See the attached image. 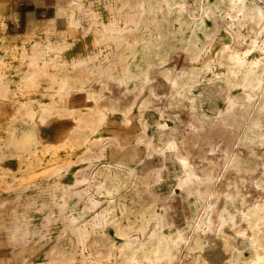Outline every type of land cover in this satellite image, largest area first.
Segmentation results:
<instances>
[{"label":"rangeland","instance_id":"1","mask_svg":"<svg viewBox=\"0 0 264 264\" xmlns=\"http://www.w3.org/2000/svg\"><path fill=\"white\" fill-rule=\"evenodd\" d=\"M145 15L0 0V264H264V20Z\"/></svg>","mask_w":264,"mask_h":264},{"label":"bare ground","instance_id":"2","mask_svg":"<svg viewBox=\"0 0 264 264\" xmlns=\"http://www.w3.org/2000/svg\"><path fill=\"white\" fill-rule=\"evenodd\" d=\"M147 2V15L142 18L143 20H151L152 22V32H156V39L153 40L151 37V40L148 42L147 46L144 44V40L146 37L143 35L139 39L133 37H127L126 42L133 43V45L130 47L132 50V58H135L136 56H140L141 59H144L147 55L149 50H152V53L155 51L159 52L160 47L164 44V36L162 31V27L164 26L165 22H167L170 18L175 17L174 21L178 23V29H181L183 25H186L191 28L199 27L200 25L204 24L207 19H211L216 9H220L221 7H224V15L228 18L227 24L229 27L232 25L239 26L246 23H257L262 20H264V9L263 7H260L255 3L254 0H143V2ZM117 7V6H116ZM69 18H72V14H69ZM248 25V24H247ZM135 26H137V23L135 22ZM129 27V26H128ZM241 28V26L239 27ZM132 29V28H131ZM140 29V28H139ZM234 29V28H233ZM232 30V29H231ZM231 32V31H230ZM234 34H236V31H234ZM238 35V34H237ZM154 36V35H153ZM127 45V44H126ZM129 48V49H130ZM137 50L139 52L137 53ZM99 53V52H98ZM122 53V52H121ZM124 54V53H123ZM126 54V53H125ZM100 55V54H99ZM124 56V55H123ZM127 56V55H126ZM126 60V59H125ZM85 61V60H84ZM129 61V60H128ZM126 62L123 67L124 76H126L127 73H132L129 67L130 62ZM132 64V63H130ZM135 64V63H133ZM85 65V63H84ZM136 67H140L141 65L135 64ZM143 66V65H142ZM87 68V67H86ZM113 70V68H112ZM140 71H138V74L143 76V79L146 80L149 76V72L147 71L146 67H140ZM89 69H86L84 73H80L78 77L79 81V88L82 86L84 87L85 82V76L88 74ZM136 71V70H135ZM103 72V71H102ZM106 73V72H105ZM99 74V72H98ZM112 74V73H111ZM104 75V74H103ZM94 76V75H93ZM88 77V75H87ZM100 77V76H99ZM120 77V78H122ZM127 77V76H126ZM129 77V75H128ZM142 78V77H141ZM100 79V78H99ZM130 79V78H128ZM96 80V79H95ZM117 80V79H115ZM121 80V79H120ZM65 81V80H64ZM90 81V80H89ZM104 81V80H103ZM118 81V80H117ZM143 81V80H142ZM119 82V81H118ZM126 82V81H125ZM177 82V81H176ZM246 82L250 84L251 86H255L257 83L253 79L246 78ZM87 83V82H86ZM101 83V82H100ZM113 83V82H112ZM99 84V83H98ZM124 84V83H123ZM78 85V84H77ZM180 85V81L176 83V86ZM65 86V85H64ZM104 86V85H103ZM121 86V85H120ZM125 86V85H124ZM66 87V86H65ZM105 87V86H104ZM106 88V87H105ZM101 91V90H100ZM99 91V92H100ZM95 93L92 92V97L94 100H96V97L93 95ZM101 94V93H100ZM97 95V94H96ZM100 97V96H99ZM46 111V110H44ZM44 113V112H42ZM210 127V126H209ZM197 128V127H195ZM218 128V127H217ZM32 130V129H31ZM27 131V130H26ZM33 131V130H32ZM35 133V131H33ZM25 133V132H24ZM33 133V134H34ZM198 134V133H197ZM30 136V135H29ZM21 137V136H20ZM29 139V138H28ZM213 145V144H212ZM211 150V148H210ZM52 151V150H51ZM54 151V150H53ZM227 158V157H226ZM42 171V170H41ZM193 171V170H192ZM260 197V196H259ZM255 202V201H254ZM250 205V204H249ZM256 208V207H255ZM262 205L259 206L257 209H261ZM252 209V208H251ZM257 209L248 210L250 212H253ZM255 214V213H254ZM248 215V214H247ZM259 215V214H258ZM263 216V215H262ZM242 217V216H241ZM241 219V218H240ZM229 224V223H228ZM232 224V223H231ZM253 229V228H252ZM254 230V229H253ZM252 230V231H253ZM222 234V233H221ZM223 235V234H222ZM159 236V235H158ZM195 236V235H194ZM156 237V236H155ZM250 237V235H249ZM252 238V237H251ZM149 240V239H148ZM158 240V239H157ZM156 240V241H157ZM194 240V239H193ZM155 242V241H154ZM192 242V241H191ZM195 241H193L194 243ZM250 242V241H249ZM150 243V242H149ZM163 243V242H162ZM255 243V242H254ZM154 244V243H153ZM152 244V245H153ZM158 244V243H157ZM164 244V243H163ZM162 244V245H163ZM143 245V244H142ZM141 244L138 246H142ZM151 245V246H152ZM166 245V244H165ZM197 245V244H196ZM137 246V247H138ZM156 247V246H155ZM139 248V247H138ZM153 248V246H152ZM194 248V245H193ZM257 248V247H256ZM162 250V248H160ZM165 249V248H164ZM163 249V252H164ZM189 249V248H188ZM167 250V249H166ZM258 250V249H257ZM260 250V249H259ZM137 251V250H136ZM150 251V249H149ZM159 251V250H158ZM144 252V251H143ZM147 252V251H146ZM151 252V251H150ZM162 252V251H161ZM162 252V253H163ZM170 252V251H169ZM136 253V252H135ZM142 253V252H141ZM165 253V252H164ZM163 253V255H164ZM256 253H258L256 251ZM137 253L136 255L139 256ZM144 254V253H142ZM151 254V253H150ZM259 254V253H258ZM131 255V254H130ZM146 255V254H145ZM155 255H157L155 253ZM154 255V256H155ZM134 256V254H133ZM151 256V255H150ZM257 256V255H256ZM140 257V256H139ZM150 258V257H149ZM163 258V257H162ZM137 259V258H136ZM152 259V258H151ZM154 259V258H153ZM258 259V258H257ZM256 259V260H257ZM261 259V257L259 258ZM264 259V258H263ZM157 260V258H156ZM262 260V259H261ZM261 260L259 261L261 263ZM133 261V260H131ZM143 261V260H142ZM258 261V260H257ZM139 262V261H138ZM137 262V264H138ZM152 262V261H151ZM256 262V261H255Z\"/></svg>","mask_w":264,"mask_h":264},{"label":"crops","instance_id":"3","mask_svg":"<svg viewBox=\"0 0 264 264\" xmlns=\"http://www.w3.org/2000/svg\"><path fill=\"white\" fill-rule=\"evenodd\" d=\"M0 47H1V46H0ZM0 49H1V48H0ZM0 109H1V110H3V109H4V107H3V108H1V106H0ZM1 122H2V120L0 119V123H1ZM0 125H1V124H0Z\"/></svg>","mask_w":264,"mask_h":264}]
</instances>
